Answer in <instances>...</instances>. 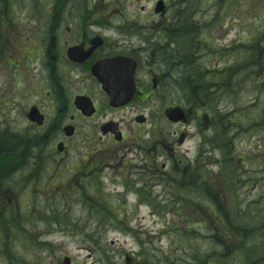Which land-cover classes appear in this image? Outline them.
<instances>
[{"label": "rangeland", "instance_id": "1", "mask_svg": "<svg viewBox=\"0 0 264 264\" xmlns=\"http://www.w3.org/2000/svg\"><path fill=\"white\" fill-rule=\"evenodd\" d=\"M162 1L163 16L154 12ZM189 1L186 16L194 26L217 14L224 23L199 30L195 26L183 33L186 28L179 26L183 19L176 20L179 8L184 7L181 0H61L56 5L55 0H0V151L4 165L0 178L1 188H12L18 205L10 212L9 221L1 216L4 240L0 242V264H64L65 260L68 264H264V79L247 76V80L238 81L236 89L227 86L225 93L217 90L216 80V72L227 79L232 77L227 67L244 60V48L252 50L254 58L259 53L253 64L264 78V0H236L233 6L230 0L224 5L213 3L219 0H200L210 1L203 6L198 0ZM13 4L17 5L15 13ZM76 20V28H81L79 21L86 28V37H101L112 49L131 52L141 59L136 82L138 87L144 84L149 101H136L133 112L113 115L124 125L122 133L128 132L129 139L122 144L109 146L108 130L101 134L100 128L96 139L102 140L90 143L87 133L103 119L85 125L77 119L78 132L67 141L68 151L62 159L57 147L38 139L35 129L42 125L27 119L32 103L42 98L32 90H41L46 76L39 56L32 58V54L46 40L48 29H73L71 24ZM13 27L22 28L11 31ZM196 31H201V37L195 38ZM188 35L199 43L191 69H185L181 60L179 66L171 59L172 49L178 51L176 41ZM213 64L216 77H202L205 71H215ZM57 67L61 68L60 63ZM62 71L59 76L65 74L64 68ZM152 75L160 80L153 98ZM164 79L166 83H161ZM181 79L190 84L187 86L193 88V94L200 93L199 97L216 93L217 104L213 108L188 105ZM177 106L191 111L188 121L183 119L185 123L179 127L163 115L165 108ZM206 114L211 121L221 118L225 127L222 143L227 145L224 156L213 146L212 128L209 178L204 176V161L196 172L201 176L187 181L181 176L176 187L165 180L167 187L162 189L155 185L153 173L142 174L137 158L140 146L148 147L153 157L156 143L172 142L178 156L192 163L201 147L200 133L207 130ZM143 117L144 123H135ZM178 131L182 133L177 144ZM53 137L62 141L54 131L51 140ZM87 143L93 149L89 150ZM11 147L16 149L13 154ZM107 150L128 160L130 168L123 171L117 166V170L100 173L99 177L93 174L79 182L78 193L69 191L62 196L60 189L54 190L55 181L63 184V178L71 182L72 166L79 157L85 156L86 161L90 156L96 161ZM156 151L167 154L161 148ZM155 159L165 162L163 156ZM137 179L143 183L135 187L137 194L121 185L131 181L134 186ZM212 182H216L215 189L209 185ZM201 186H209L204 198ZM48 190L52 195L47 196ZM220 218L229 229L240 226L234 229L243 233L238 236L241 238L222 236Z\"/></svg>", "mask_w": 264, "mask_h": 264}, {"label": "flooded vegetation", "instance_id": "2", "mask_svg": "<svg viewBox=\"0 0 264 264\" xmlns=\"http://www.w3.org/2000/svg\"><path fill=\"white\" fill-rule=\"evenodd\" d=\"M16 6L15 4L12 5L13 13H15L16 11ZM60 23H62V21ZM77 24L78 20L74 21L71 24V28L73 29H48L45 35L46 40H42V44H40L38 52L33 53L32 48H30L29 50L33 53L32 58H37L39 56L41 68L46 74L45 80L40 85L41 90H37L36 87H34L32 90L34 95L42 97L39 102L32 103V109H35L38 115H41L44 119V125L39 128L36 127L35 130L37 131V134L40 135V138H38L40 141L44 143L51 142L52 146L54 145L57 148L59 145L63 147V151L60 153L56 149L57 155L62 159L68 151L67 141L73 138L78 132L77 119L81 120L84 125L88 122L95 123L94 120L99 117L103 119L99 125L96 124V122L92 126L91 133H87V139L90 143L94 144L98 140H102L99 138L96 139L98 128H101L102 125L106 123H114L111 124V129L108 128V132L106 133L110 142L109 146L122 144L127 139H129L128 132L122 133V131L124 130V125H120L121 121L116 122L114 120L113 115L115 113H119L121 111L126 110L133 112V106L135 105L136 101L139 102V104L143 102L147 103L149 101V93L147 90H145L143 86L144 84L142 85V87L140 85L138 87L136 82V72L137 68H139L141 64V59H139L136 54L133 55L131 52H118L117 50L112 49L111 44L109 42H106V40L102 39L101 37L100 38L103 42L102 45L96 48L93 52L89 53V50L92 47L91 41L98 36L90 35L89 37H86V28L83 27V24L80 23V21L79 24L81 28H76ZM0 27H2V23H0ZM15 28L22 27H13L11 31L13 29L15 30ZM4 29L5 28H3L2 30ZM28 30L32 32V27L29 26ZM17 32H20V30H17ZM167 32L168 30H163L162 33ZM61 35H63L62 39L60 38ZM74 49H81L82 51L80 54L73 55L71 51H73ZM85 53H87L86 56ZM120 58L129 59L130 61H135L136 63L135 94L129 103L118 107H112L109 104V97L107 93L103 90V85L92 73V67L100 61L114 60ZM59 63L61 65V68L57 67ZM63 68L65 74H63V76H59V73L63 72ZM104 70L107 71L106 74H109V69ZM153 81L155 86L153 85ZM158 82H160V80L156 78L155 75H152V98L155 96L154 90L158 89ZM161 83H166V80L164 79ZM118 89L119 91L122 89V79H120L119 81ZM79 103L81 105H88L89 108H94V114L90 117L83 114L81 106L79 107ZM166 110L167 108H165L163 113ZM190 112L191 111L189 108L185 109L186 122L191 116ZM196 116L198 117V115ZM175 125L179 127L180 125H182V123H178ZM67 127H72L74 130V135L70 138L65 135V130ZM210 130L211 127L209 130H205L200 133L199 138L201 147L198 148L199 154L196 156L195 160L192 163L188 164L184 162L186 161L184 158H180L178 156V152L175 151L171 145L172 142L156 143V146L154 147V152L152 153L155 155L153 157H150L148 147L140 146L137 149V158L140 159L139 164L140 166H142V174L145 175L153 173L152 176L156 178L155 185H158L162 189H165V185L167 187V181L172 182V186L176 187L179 186L181 176H183V180L185 181L192 180L194 178H197L198 176H201L202 173L196 174V172L198 170V165L200 164V162L204 161V176L205 178H209L211 176V172H209L207 165L209 164V156L211 155ZM53 131L58 136L60 135L62 137V141L57 139L56 137H53L54 140H51V135ZM181 133V131H178L176 135L177 144ZM116 134H120V142H116L114 140V135ZM184 135L186 136V134ZM38 139L35 142H37ZM92 144H86L89 150L93 149ZM109 146H107V148H109ZM157 148L165 150L167 154H159L156 151ZM87 153L89 154L90 151ZM158 156H163L165 158L166 163L164 161L161 163L157 162L155 158ZM85 159V156H81L76 162H74L72 166V168L74 169V173L71 182L66 179L64 182L63 178V184L58 181H55L54 190L60 189V193L62 194V196H66L69 191L78 193L80 192L79 190H81L79 182L84 183L85 181L91 179V176L93 174L95 177H99L100 173L104 175L106 171L117 170V166L121 167L123 171L129 169L131 166V163L128 164V160H125L124 157L119 158V155L117 153H113L110 150H107L106 153L99 157L96 161L94 157L90 156L87 157L88 160L85 161ZM170 159H172L174 162H169ZM117 160L118 162L116 163ZM165 165H167L168 168H166ZM0 168L2 169L3 167ZM1 175L3 176V174ZM129 183H131V181L126 183L124 182L121 185L125 187L126 191H134L136 194L138 190H135V187L143 186V183L139 179H137V182L134 186L130 185ZM8 185L10 186V183H8ZM1 187L2 180L0 178V223L2 222V218L3 221H9L10 212H13L18 208V205L15 204L16 196L13 193V189ZM207 191L208 190H206V192ZM47 193V196L52 195V191L50 190H48ZM222 212L225 213L224 211ZM228 217L232 218V216L230 215H228ZM220 220L221 223H223L224 225L226 224L224 218H220ZM240 233L241 232L238 231L236 234L238 235ZM238 238L240 239L241 237H235L234 239ZM228 240H231V238H228ZM262 251H264V247L262 248Z\"/></svg>", "mask_w": 264, "mask_h": 264}, {"label": "trees", "instance_id": "3", "mask_svg": "<svg viewBox=\"0 0 264 264\" xmlns=\"http://www.w3.org/2000/svg\"><path fill=\"white\" fill-rule=\"evenodd\" d=\"M61 0H55V3L54 5L58 4ZM64 3H69L68 1L69 0H63ZM231 3H232V6L234 4H236V0H230ZM181 2L183 3L184 7H183V10L181 8H179L178 10V18H176V20L178 21L179 18H182L183 19V22L182 24H180L179 26L181 28H186L183 30V33L184 31H189L191 29H194V27L196 26V29L199 30V28H204V27H208L212 24L216 25L215 23H219L220 25L222 23H224V21H221L220 18H218L219 14H217L216 16H214L211 20H207V22L205 21L204 23L202 24H199V23H196L195 26H194V23L190 21V19L186 16V14H188V9L185 7V5L187 3H190L189 0H181ZM210 2V1H209ZM209 2H202L200 0L197 1V3H200V5H204L206 3H209ZM214 4H218V5H224L225 4V0H219V2H213ZM64 6V5H63ZM179 5H177L178 7ZM236 8V6H235ZM183 13H185V16L183 18ZM198 11H194V14L197 15ZM189 15V14H188ZM192 15V14H191ZM261 16V15H260ZM259 16V17H260ZM260 18H263V17H260ZM177 23V22H176ZM176 23L172 24L170 26V28H174L176 25ZM169 28V27H168ZM201 31H196L194 33V36L195 38L198 36V37H201ZM190 33H193V30L190 32ZM173 35V34H172ZM172 35H168V36H172ZM193 35H188V36H182V37H179L180 40H177L176 41V45L178 47V51L177 50H174L172 49L171 53H172V56H171V59L173 60H176L178 62V65L180 66V62L179 60H181V65L184 66L185 69H191V67H195V63H194V57L196 55L197 57V52H198V49H199V43L195 40V42L191 39ZM252 46V45H251ZM251 48V47H249ZM245 51L243 52V57L244 60L243 61H240L241 63H236L235 66L233 65H230L227 67V71L232 75V77H228L225 78L224 76H221V74H219V72H216L215 70V64H213V69L215 71H212L211 73L210 72H204V75H202V77H208L210 74L212 75V77H216V73H217V83H218V87H217V90H219L220 92L222 93H225V88L227 86H232L234 89H236V85L238 84V81L240 79H243V80H247L246 77L247 76H254V77H258V79L262 80L264 78L263 75L260 74V71H259V68L258 66L254 65L253 63H256V61L258 60V57L257 55L259 54H256L255 58H254V53L252 52V50H248V48H244ZM178 54V56H177ZM180 54V55H179ZM241 59V58H240ZM171 66L168 67V69L170 68ZM226 68V67H225ZM241 69H244L245 70V74H244V70H242V72H240ZM191 73H195L194 71H190ZM216 72V73H215ZM185 79H181V84L183 87L186 88V91L188 93V96L187 99H186V102L188 103V105H191L193 107H197L199 105H211V107L213 108V105L217 104V96H216V93L215 94H201V96L199 97V95L197 96L196 93L193 94V88L190 89V87H188L187 85H190L189 83L187 84V81H184ZM204 82L202 83V87L206 86L207 84V81H208V78H206L205 80H203ZM184 88V89H185ZM196 90V89H195ZM198 92H200V90H198ZM191 94L193 95L191 97ZM201 98V99H199ZM201 102V103H200ZM200 103V104H199ZM212 128L215 130V135L214 137L212 138L213 140V146L215 148H218L220 150V152L222 153V155L224 154V156H226V152H225V148L227 147L226 144H223L222 142L224 141V138L223 136H221L222 133H224L225 131V127L223 126V123L221 122V118L218 116L216 119H213V122H212ZM216 142V143H215ZM16 149H14V147L12 148L11 147V152L12 154L15 153ZM2 151H0V167H3L2 169L0 168V172H3V169H4V165L1 163L2 161V155H1ZM216 182H212V189H215L216 188ZM207 187L209 186H201V196L204 198V192H206L207 190ZM219 226L222 227V236H227V237H231V236H235L236 234H233L232 232H236L234 228H240V226H233V229L234 231L230 230L228 228L227 225H224L223 223H221ZM236 237V236H235ZM4 240V233H3V230H2V227L0 226V242H3Z\"/></svg>", "mask_w": 264, "mask_h": 264}, {"label": "water", "instance_id": "4", "mask_svg": "<svg viewBox=\"0 0 264 264\" xmlns=\"http://www.w3.org/2000/svg\"><path fill=\"white\" fill-rule=\"evenodd\" d=\"M163 9H164L163 2H158L156 4L154 11L156 14H159V13L163 12ZM95 45L96 46L99 45V42H97V44H95ZM96 46H94V47H96ZM119 65H122V64H120V62H118L117 60L100 63L93 68V74H94V76H96L99 79V81H101L104 84H107V82L105 81V78H104V75H105L104 69H110L111 68L110 70L112 71V74L109 75V77H110L109 80L111 82L116 83L121 78L120 72L118 71ZM133 69H134V66H128L127 73H123V76H122L123 82H124L125 86H127L128 88H129V85L132 81ZM108 92L110 94L109 96H110L111 105L117 106L118 105V99L111 93L110 89H108ZM81 109L85 113H87V115L92 114V111L88 112V108L85 105H81ZM167 117H168V120L171 122H178V121H181L184 119V114H183V111L181 109L176 108V109L170 110L167 114ZM27 118L29 121L36 122L38 125L42 124L41 117H39L37 115V113L35 111H33L32 109L30 110V113L27 115ZM102 130L104 133L106 132L105 127ZM72 134H73V130L66 129V135L67 136H71ZM61 150H62V148L60 147L59 151H61ZM64 264H68V260H65Z\"/></svg>", "mask_w": 264, "mask_h": 264}]
</instances>
